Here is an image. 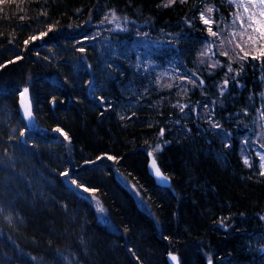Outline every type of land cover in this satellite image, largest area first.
I'll list each match as a JSON object with an SVG mask.
<instances>
[{"label": "trees", "instance_id": "16d2710c", "mask_svg": "<svg viewBox=\"0 0 264 264\" xmlns=\"http://www.w3.org/2000/svg\"><path fill=\"white\" fill-rule=\"evenodd\" d=\"M240 14L231 0H0V264H264V41Z\"/></svg>", "mask_w": 264, "mask_h": 264}, {"label": "snow or ice", "instance_id": "6c2138e0", "mask_svg": "<svg viewBox=\"0 0 264 264\" xmlns=\"http://www.w3.org/2000/svg\"><path fill=\"white\" fill-rule=\"evenodd\" d=\"M181 2H183V0H181ZM165 6L167 7L168 5H165ZM243 7H244L245 12L248 13L247 17H245L243 14L237 15V17H236L238 20L241 21V27L244 29V33H242L241 35L247 34L248 40L252 41L253 43H255L257 40L264 41V0H249V4L247 6H243ZM249 9H251V11H249ZM212 11H213L212 8L207 9V12H209V13H211ZM113 19L114 20L118 19L117 17H115V14H113ZM200 19L205 24L209 23V20L205 18V15L203 13H201ZM249 30H251V31H249ZM208 31L212 36L217 35L216 32L212 31L211 27H209ZM25 43H27V41H25ZM236 47L240 48V51L244 53L242 56H239V59L245 60L246 57L249 55V52L245 51V48L241 47L240 44H237ZM80 51L83 52V48H81ZM221 54L226 55L227 53L222 52ZM260 58H264V45L260 46L259 56H253L252 57V59H260ZM217 64H218V62H216V64H214L213 66H217ZM241 67H243V65H241ZM228 71L229 72L233 71L231 66H229ZM194 75H195V73H193V76ZM190 82L193 84H196L195 80L190 79ZM203 83L204 82L202 80L199 81V84L202 85ZM227 85H228V80L225 79L223 82V85L221 86L222 92H223L224 88H226ZM24 91L27 92V89H25ZM181 111H183V106L181 107ZM24 115L26 117L31 118V112L30 111L26 110ZM213 126L218 127L219 125L213 123ZM55 131L57 133H59L60 135H62L65 140L68 139L67 134L64 133L62 129L56 128ZM161 134H163V130H161ZM21 135H23V134H21ZM261 147H264V145H261ZM149 155L151 156L152 153H149ZM107 159L112 160V159H115V157L108 156ZM260 159H261V161H264V155H261ZM244 163L248 164L249 162H248V160H245ZM151 166L154 169L155 175L157 177H159L163 180H167V177L162 176V173H161L159 167H157L155 159H153ZM262 166H264V165H262ZM65 175L67 176L68 173H65ZM261 175H264V172H262ZM69 179H70V177H69ZM71 183L76 184V181L72 180ZM78 187L83 188V190L85 192L90 191V189L84 188L83 185H78ZM99 211L103 212V208L99 207ZM261 219H264V217H262ZM170 259L172 261H176L177 257L174 255H170ZM208 264H212L210 259H209Z\"/></svg>", "mask_w": 264, "mask_h": 264}, {"label": "rangeland", "instance_id": "374dc122", "mask_svg": "<svg viewBox=\"0 0 264 264\" xmlns=\"http://www.w3.org/2000/svg\"><path fill=\"white\" fill-rule=\"evenodd\" d=\"M247 1L249 2V0H231V2L234 3V5H235L237 11H238L239 13H242V14H248V13L245 12L244 7L242 6V5H244L245 3H247ZM111 22H112V25H114L115 27H119V25H121L119 20H117V21H115V20H111ZM135 49H136L137 51L140 52V57H141V58H143V59L148 58V56H147V55H148V51H147V49H148V44H147V42H145V41L142 40V39H141V40H138ZM262 163H264V161H262ZM66 182H67V184H68L69 186H71V188L74 189V191H76L81 197H84V198L90 200V201L95 205V207H96V209H97V212H98L99 221H100L102 224H106V222H107V221H106V217H105V215H104L103 212L99 211V207H100V206H99V204L95 201V198L93 197V195L91 194V192H89V191H88V192H85L83 189L78 188L75 184H72L71 181L66 180ZM127 187H128V186H127ZM129 187H130V186H129ZM129 187H128V188H129ZM129 189H130V191L132 192V194L136 197V199L139 201V198H138L137 193H136L131 187H130Z\"/></svg>", "mask_w": 264, "mask_h": 264}, {"label": "water", "instance_id": "95a60500", "mask_svg": "<svg viewBox=\"0 0 264 264\" xmlns=\"http://www.w3.org/2000/svg\"><path fill=\"white\" fill-rule=\"evenodd\" d=\"M24 90L22 91V94H21L20 99H19V109H20V112H21L23 118L27 122L30 123L32 121V104H31L30 95H29L28 90H27V92H25ZM26 110L31 112V118L26 117L24 115V113H25ZM148 158H149V163H148V173H149V175L155 181V183L157 184V186H159L161 188H167L170 185L169 180L168 179L167 180H163V179H161V178H159V177H157L155 175L154 169L151 166L152 165V161L155 158L152 155L151 156L149 155ZM156 164H157V162H156ZM157 167H159L158 164H157ZM161 173H162V171H161ZM162 176H164L163 173H162ZM170 261H171L172 264H177V260L176 261H172L170 259Z\"/></svg>", "mask_w": 264, "mask_h": 264}]
</instances>
